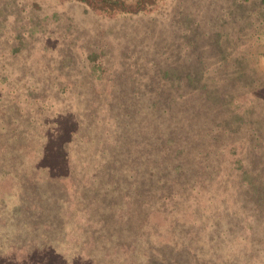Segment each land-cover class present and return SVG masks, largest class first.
<instances>
[{"label":"rangeland","instance_id":"1","mask_svg":"<svg viewBox=\"0 0 264 264\" xmlns=\"http://www.w3.org/2000/svg\"><path fill=\"white\" fill-rule=\"evenodd\" d=\"M263 2L160 0L109 19L0 0V264H264V208L242 176L264 185ZM225 33L258 56L260 88L196 103L187 75L204 55L216 70ZM251 108L242 132L220 126Z\"/></svg>","mask_w":264,"mask_h":264},{"label":"trees","instance_id":"2","mask_svg":"<svg viewBox=\"0 0 264 264\" xmlns=\"http://www.w3.org/2000/svg\"><path fill=\"white\" fill-rule=\"evenodd\" d=\"M65 1H81L84 3H87L90 7H92L98 16H102L104 18H115L118 17V15H123V16H130L132 13H147L152 11L160 2V0H134L133 3L128 4L125 0H65ZM264 3V2H263ZM262 7H258L257 10H263ZM261 19H264V15H261L257 20H259L260 24L263 23ZM241 20L244 21V18L241 17ZM250 21H246L245 24L249 25ZM255 24V23H254ZM226 38L225 41L222 40H217L215 42H212L211 45H209L211 50H213L216 55L215 57L217 58L218 61L214 62L216 65V70H212L210 67L212 64H209L207 56L204 55L203 60L200 63H195L196 66V71L194 73H190L187 75V85L191 86L194 88L195 95L191 96L193 100L196 101V103H200L203 100H209L211 99L214 95H216L217 91H219V101L227 103L228 99L231 95H233L232 99L234 98L235 94V88L236 87V82L241 81L245 83H250L251 87L250 89L252 90L253 93L259 90L260 87L256 88V85H258L261 80L256 76V74L260 73L259 71L256 70L255 64L258 61V56L251 52L252 50L249 51V48L244 49L243 51L241 48L244 45V40L239 38L237 40L231 39L229 33H225ZM197 44V43H196ZM206 45L205 43H200V46ZM256 45V44H255ZM209 48V47H208ZM203 51V49H202ZM240 52V53H238ZM236 53V54H234ZM88 59V58H87ZM92 64L94 65L92 67L94 72L100 71L102 69V66H100L101 61L103 60V57L99 56H93L90 57ZM89 60V59H88ZM256 61L254 66H252V62ZM217 72H220V75L222 76V79L219 80L218 84H211L216 80L215 75ZM179 80L178 83L173 81L171 85L167 88L170 97L171 95V90H176L178 88L176 85L179 86L178 90H180L182 87H186L185 84H181L180 80H183V75H178ZM177 79V77H176ZM164 82L168 83L167 79H164ZM255 84V85H254ZM173 86V87H171ZM251 92V93H252ZM163 97H165L162 94ZM178 98H181V94H177ZM166 98L165 104L162 106L161 102L158 101L156 105L160 104L162 106V109L164 110V113H168L171 109V106L173 103H177V97L175 102H172V99ZM200 105V104H199ZM240 107V106H238ZM254 109V110H253ZM251 108L248 112L249 116L248 119H246L248 114H237L233 113L230 117V119L227 117L228 113L226 114L225 118V123H220V126L222 128L225 127V129L232 133H240L242 132L243 129H246V127H249V122L252 117L253 112L255 111V108ZM229 121H235L239 123V126L237 128H233L229 125ZM219 127V125H218ZM183 152V150L181 151ZM251 167V165H249ZM243 167L242 169L244 170V174H242L243 179L247 182L246 187H249V191L253 192V199L257 203L260 204L261 208H264V185L262 183H257L258 181H261L257 175H253L251 169L248 171L247 169ZM242 182V181H241Z\"/></svg>","mask_w":264,"mask_h":264}]
</instances>
